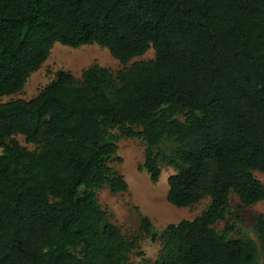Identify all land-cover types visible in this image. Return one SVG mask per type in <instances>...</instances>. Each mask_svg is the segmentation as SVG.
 <instances>
[{
	"label": "trees",
	"instance_id": "trees-1",
	"mask_svg": "<svg viewBox=\"0 0 264 264\" xmlns=\"http://www.w3.org/2000/svg\"><path fill=\"white\" fill-rule=\"evenodd\" d=\"M56 44L98 45L124 67L60 71L32 99L0 101V264H136L139 238L98 202L104 188L129 190L111 166L122 138L145 143L153 183L162 165L175 170L170 204L210 198L163 231L142 218L163 241L156 264H264V216L253 228L262 255L235 223L214 227L232 194L242 208L264 201V0H0V98L20 93Z\"/></svg>",
	"mask_w": 264,
	"mask_h": 264
},
{
	"label": "rangeland",
	"instance_id": "rangeland-1",
	"mask_svg": "<svg viewBox=\"0 0 264 264\" xmlns=\"http://www.w3.org/2000/svg\"><path fill=\"white\" fill-rule=\"evenodd\" d=\"M155 58V51L149 50L147 54L136 58L137 61H149ZM92 66L108 69L113 74L123 69V65L113 58L108 49L98 45H86L74 49L61 44H56L49 59L42 68L35 72L29 79L25 88L13 96L0 98L1 102L16 99L30 100L34 98L45 86L56 80L60 71L71 72L76 79H81L83 72ZM117 134V131L113 132ZM17 140L27 144L24 137L18 136ZM2 150L0 149V153ZM145 157V143L139 139L122 138L118 142L117 158L111 166L126 179L129 190L122 194H113L108 188L98 192V202L111 216L112 222L121 229L126 238L138 239V246L132 252L131 261L136 264H156L162 254L163 241L161 238L154 241L141 230L143 217L150 218L153 226L163 231L170 224H178L183 220H193L200 216L210 203V198H205L198 204L188 208H177L168 201V178L175 170L167 165H162V176L158 183L151 181L150 175L140 169ZM256 178L264 184V173L255 172ZM264 216V201L249 207H240V201L235 194L231 195V205L228 218L218 222L214 227L222 231L227 224L235 223L236 237H250L260 249L261 242L254 233V217ZM262 261V256H261Z\"/></svg>",
	"mask_w": 264,
	"mask_h": 264
}]
</instances>
